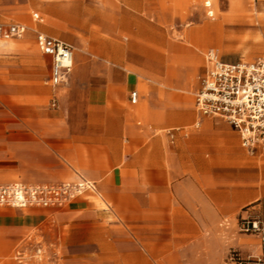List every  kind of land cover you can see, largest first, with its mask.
I'll return each instance as SVG.
<instances>
[{
	"label": "crops",
	"instance_id": "1",
	"mask_svg": "<svg viewBox=\"0 0 264 264\" xmlns=\"http://www.w3.org/2000/svg\"><path fill=\"white\" fill-rule=\"evenodd\" d=\"M119 1L84 46L43 24L61 1L0 0V24L25 28L0 42V184H94L61 207L0 206V264H235L219 221L256 199L254 157L193 101L216 50L199 82L194 62L155 63L143 40L156 19L129 17L141 1ZM206 24L194 35L204 42ZM39 33L71 45L64 82L51 83Z\"/></svg>",
	"mask_w": 264,
	"mask_h": 264
},
{
	"label": "rangeland",
	"instance_id": "2",
	"mask_svg": "<svg viewBox=\"0 0 264 264\" xmlns=\"http://www.w3.org/2000/svg\"><path fill=\"white\" fill-rule=\"evenodd\" d=\"M54 1H61L62 5L50 9L53 18L40 13L43 24L55 29L68 42L84 46L94 41L90 34L99 28L93 19H101V16L106 19L113 12L118 16L113 6H122L119 0ZM138 1L142 3L141 12L130 9L127 15L156 19V35L143 40V44L151 47L149 56L157 64L175 67L194 62L199 82L204 69V53L209 48H214L225 61H251L264 57V0ZM34 12L36 10L30 11L31 16ZM204 24V29L209 28L206 42L194 37L196 30ZM12 41L14 39L6 42ZM195 96L196 92L193 101ZM251 152L254 157L256 199L240 206L234 215L223 216L219 221L224 228L232 230L225 234L227 240L237 241V248H231L228 254V259L235 264L264 257V149L258 146ZM235 173L241 181L247 171L240 166ZM241 187L243 184L239 182V194L242 193ZM253 223H256V228H253Z\"/></svg>",
	"mask_w": 264,
	"mask_h": 264
},
{
	"label": "built area",
	"instance_id": "3",
	"mask_svg": "<svg viewBox=\"0 0 264 264\" xmlns=\"http://www.w3.org/2000/svg\"><path fill=\"white\" fill-rule=\"evenodd\" d=\"M24 31L20 24H0V40L21 38ZM36 43L41 52L51 57V83L64 82L73 65L71 45L41 33L37 34ZM206 58L209 68L196 94L197 109L203 115L229 122L250 151L258 146L264 149V57L229 63L210 50ZM130 97L134 103L137 92L132 91ZM88 190H94V184L83 178L61 183L0 184V206L61 207ZM252 226L257 227L256 223ZM239 264H264V257L253 262L239 261Z\"/></svg>",
	"mask_w": 264,
	"mask_h": 264
}]
</instances>
